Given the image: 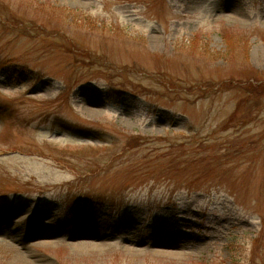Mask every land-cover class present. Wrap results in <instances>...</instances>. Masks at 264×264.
<instances>
[{
	"label": "rangeland",
	"instance_id": "374dc122",
	"mask_svg": "<svg viewBox=\"0 0 264 264\" xmlns=\"http://www.w3.org/2000/svg\"><path fill=\"white\" fill-rule=\"evenodd\" d=\"M0 264H264V0H0Z\"/></svg>",
	"mask_w": 264,
	"mask_h": 264
},
{
	"label": "trees",
	"instance_id": "16d2710c",
	"mask_svg": "<svg viewBox=\"0 0 264 264\" xmlns=\"http://www.w3.org/2000/svg\"><path fill=\"white\" fill-rule=\"evenodd\" d=\"M253 84H256V83H253ZM258 84H260V83H258ZM259 87L260 86H257V85H252V81H251V83H248L247 84V92H251V93H257V92H259L257 89H259ZM144 143V141H142V139H140V140H130V141H128L127 142V148L128 149H131V148H138V147H140L142 144Z\"/></svg>",
	"mask_w": 264,
	"mask_h": 264
},
{
	"label": "bare ground",
	"instance_id": "6f19581e",
	"mask_svg": "<svg viewBox=\"0 0 264 264\" xmlns=\"http://www.w3.org/2000/svg\"><path fill=\"white\" fill-rule=\"evenodd\" d=\"M168 255H170V256H176V257H180V256H179V254H176V252H175V253H173V254H171V253H170V254H168Z\"/></svg>",
	"mask_w": 264,
	"mask_h": 264
}]
</instances>
